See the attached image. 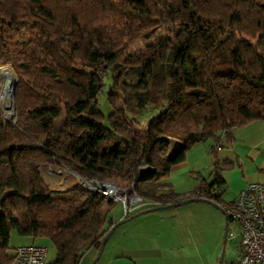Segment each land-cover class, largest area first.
<instances>
[{
  "label": "trees",
  "instance_id": "16d2710c",
  "mask_svg": "<svg viewBox=\"0 0 264 264\" xmlns=\"http://www.w3.org/2000/svg\"><path fill=\"white\" fill-rule=\"evenodd\" d=\"M0 66L17 77L15 124L0 110V264L13 262V230L48 240L49 264H79L100 250L116 204L79 185L49 190L39 167L132 184L156 208L221 209L231 163L216 148L212 182L189 197L164 180L194 146L264 117V0H0ZM105 88L109 128L97 105ZM148 108L157 114L142 128ZM142 166L154 176L138 180Z\"/></svg>",
  "mask_w": 264,
  "mask_h": 264
},
{
  "label": "crops",
  "instance_id": "0c3cea01",
  "mask_svg": "<svg viewBox=\"0 0 264 264\" xmlns=\"http://www.w3.org/2000/svg\"><path fill=\"white\" fill-rule=\"evenodd\" d=\"M216 148L221 161L231 163L222 171L224 184L220 204L228 205L247 185H264V117L246 127L217 135L194 146L184 162L171 169L166 183L184 197L212 182L210 149ZM73 187V186H72ZM71 188L63 189L64 191ZM138 208L135 218L119 225L108 238L96 263L98 250L89 249L79 264H235L239 256V234L224 238L227 222L219 207L205 201L152 210ZM109 219L118 223L125 219L123 209L116 205ZM114 207V208H115ZM120 207V208H119ZM150 210V211H149ZM128 224L127 229H122ZM39 240L31 238L19 246Z\"/></svg>",
  "mask_w": 264,
  "mask_h": 264
},
{
  "label": "built area",
  "instance_id": "2783aa9c",
  "mask_svg": "<svg viewBox=\"0 0 264 264\" xmlns=\"http://www.w3.org/2000/svg\"><path fill=\"white\" fill-rule=\"evenodd\" d=\"M79 186L120 204L124 216L143 203L132 184L120 187L111 181L83 178ZM125 191L133 193L132 197L128 198ZM221 211L227 222H236L239 226V256L235 264H264V185H247L231 203L223 205ZM226 236H234L229 228ZM6 254L12 258V264H45L46 247L34 243L8 250Z\"/></svg>",
  "mask_w": 264,
  "mask_h": 264
},
{
  "label": "rangeland",
  "instance_id": "374dc122",
  "mask_svg": "<svg viewBox=\"0 0 264 264\" xmlns=\"http://www.w3.org/2000/svg\"><path fill=\"white\" fill-rule=\"evenodd\" d=\"M159 33L160 34L157 37H154V38L146 40V41H138V42L134 43L130 47L129 52L132 54H136V55L143 53V51L145 50V47L148 44L155 42L159 37L165 36L164 33L162 32V29H160ZM4 67L11 68V66H0V69L4 68ZM16 79H17V77H16ZM108 83H109V80H108V78H106V84H108ZM106 89L107 88H105L102 91V93H100L98 95L97 105H98V108H99V110L103 116V118L101 120V124L104 127L109 128L107 116L111 113L112 109H111L110 105L108 104V102L106 101ZM2 99H3V83L0 80V107L3 111V119L6 122L10 123L11 121L7 120L5 115H4V106H3ZM13 102H14V100H13ZM154 114H157V110H153L151 108H148L146 110V112L141 117H139V119H137L140 127H142V128L145 127L149 118L151 116H153ZM142 167H144V166H142ZM39 171H40V174H41L45 184L47 185L49 190H52V191H61V190L66 189V188H72V186H74V185H79V182L81 181V179H83V178L79 177L76 173H74L73 171H71L67 168H64V167H60V166L41 165L39 167ZM49 173H50L51 177L53 176L52 178H54V182H53L54 185H51V184H49V182H47V177H49V175H48ZM164 182H166V181L164 180ZM59 186L62 188H59ZM120 187H126V186L120 185ZM128 191H125L124 194L127 195L128 198L132 197L133 193L128 194ZM115 204L120 206V204H117V203H115ZM145 207H148L147 203H142L138 207L133 208L130 213L134 214V213H136L135 212L136 209H138V208L143 209ZM114 209H116V207L113 208L112 211ZM127 228H128V224L124 225L122 229H127ZM230 231L236 236L239 234V226L237 225L236 222L231 223ZM25 239H28V238L19 236L14 230L11 231L10 240H9L10 248L15 249L17 247H20L19 245L22 244L25 241ZM38 244L46 247L45 264L51 263L55 259V256H56V251H55V248L53 247V245L48 240H39ZM84 255H83V257H84ZM83 257H82V259H83ZM82 264H86V260H84L82 262Z\"/></svg>",
  "mask_w": 264,
  "mask_h": 264
},
{
  "label": "bare ground",
  "instance_id": "6f19581e",
  "mask_svg": "<svg viewBox=\"0 0 264 264\" xmlns=\"http://www.w3.org/2000/svg\"><path fill=\"white\" fill-rule=\"evenodd\" d=\"M0 80L3 83V106H4V115L7 120L13 122L15 118V107L12 98V87L16 82V76L13 70L9 67H4L0 69ZM47 182L54 185V178L51 177L50 173L48 174ZM47 175V176H48ZM59 188H62L59 186Z\"/></svg>",
  "mask_w": 264,
  "mask_h": 264
},
{
  "label": "water",
  "instance_id": "95a60500",
  "mask_svg": "<svg viewBox=\"0 0 264 264\" xmlns=\"http://www.w3.org/2000/svg\"><path fill=\"white\" fill-rule=\"evenodd\" d=\"M16 86H17V79H16L15 84H14L13 87H12V98H13V100L15 99V89H16ZM14 107H15V100H14ZM0 110H1L2 115H3V111H2V109H1V107H0ZM15 121H16V108H15V118H14V121H13V122H10V123H11L12 125H14V124H15ZM154 174H155V171H154L151 167H146V166L141 167V168H139V170H138V180L149 179L150 177L154 176ZM63 191H64V190H61V192H63ZM158 209H162V208H155V209H152V210H158ZM149 211H150V210H149ZM138 215H139V214H137V215H133V216H130L129 218L124 219V220H122V221L116 223V224L113 226V228L108 232V234H107V235L105 236V238L103 239L102 246H101V248H100V250H99V252H98V255H97V257H96V259L94 260L93 263H96V262L98 261L100 255H101V253H102V251H103V249H104V246H105V244H106L108 238L110 237V235H111L112 232L114 231V229L117 228L119 225L124 224L125 222H127V221H129V220L135 218V217L138 216ZM226 235H227V224H226V227H225V230H224V238L226 237Z\"/></svg>",
  "mask_w": 264,
  "mask_h": 264
}]
</instances>
